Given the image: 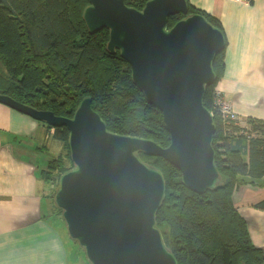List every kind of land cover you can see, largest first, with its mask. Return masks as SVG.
Masks as SVG:
<instances>
[{
    "label": "water",
    "instance_id": "95a60500",
    "mask_svg": "<svg viewBox=\"0 0 264 264\" xmlns=\"http://www.w3.org/2000/svg\"><path fill=\"white\" fill-rule=\"evenodd\" d=\"M187 13L185 0H148L141 10L123 0H88L82 14L89 33L108 30L107 50L119 51L133 84L160 110L169 134L166 147L107 130L89 97L67 118L0 93L1 103L67 128L73 167L56 181L52 199L89 264H177L155 224L163 177L139 153L172 164L193 192L219 186L213 114L202 100L215 81L211 65L224 37L204 16ZM175 14L186 16L168 28V17Z\"/></svg>",
    "mask_w": 264,
    "mask_h": 264
},
{
    "label": "trees",
    "instance_id": "16d2710c",
    "mask_svg": "<svg viewBox=\"0 0 264 264\" xmlns=\"http://www.w3.org/2000/svg\"><path fill=\"white\" fill-rule=\"evenodd\" d=\"M123 1L141 10L148 0ZM185 1L187 14L204 16L224 37L217 17ZM87 5L88 0H0V93L67 118L89 97L92 110L99 114L107 130L168 146L169 134L160 110L148 103L133 84L130 66L119 51L107 50L108 30L89 33L82 17ZM185 16H169L167 27ZM225 43L224 37V48L211 65L215 81L206 86L202 100L213 114L212 148L219 186L193 192L184 186L180 172L172 164L162 157L139 153L163 177L164 197L155 224L177 264H264V249L252 243L247 221L233 203L237 188L264 178V120L248 117L240 118V122L229 121L216 109L214 90L225 99L218 88L224 70ZM230 105L233 109L231 102ZM36 122L42 133L40 151L48 149L50 141L60 146L38 169L46 198L51 201L56 181L73 167L69 132L64 126ZM253 206L264 210V198ZM50 213L56 216L52 209Z\"/></svg>",
    "mask_w": 264,
    "mask_h": 264
},
{
    "label": "crops",
    "instance_id": "0c3cea01",
    "mask_svg": "<svg viewBox=\"0 0 264 264\" xmlns=\"http://www.w3.org/2000/svg\"><path fill=\"white\" fill-rule=\"evenodd\" d=\"M217 17L226 39L218 88L240 118L264 120V0H188ZM38 123L0 102V264H67L61 234L47 223ZM46 163V161H43ZM264 178L233 193L252 243L264 249Z\"/></svg>",
    "mask_w": 264,
    "mask_h": 264
},
{
    "label": "rangeland",
    "instance_id": "374dc122",
    "mask_svg": "<svg viewBox=\"0 0 264 264\" xmlns=\"http://www.w3.org/2000/svg\"><path fill=\"white\" fill-rule=\"evenodd\" d=\"M89 85V83H88ZM238 118L240 119L239 115ZM238 119V122H240V120ZM245 119V118H243ZM38 134H41V130H38ZM42 141V139H41ZM48 149H43V152L40 155V160L41 165L44 164L43 161H46L47 158L50 156V154H55L59 151L60 146L57 142L55 141H50L49 143V147H47ZM255 183V182H254ZM49 199V198H48ZM54 202L48 201L49 204V212H51V209L53 211V213L55 212L56 216L53 214H47V223L57 232H59L63 238V241L65 243L66 246V252H67V264H89L88 261L85 258V254L82 250L81 247H79V245L77 243H74L73 240H71L66 232V228H65V224L61 218V215H59L57 209L55 208V204H53Z\"/></svg>",
    "mask_w": 264,
    "mask_h": 264
},
{
    "label": "built area",
    "instance_id": "2783aa9c",
    "mask_svg": "<svg viewBox=\"0 0 264 264\" xmlns=\"http://www.w3.org/2000/svg\"><path fill=\"white\" fill-rule=\"evenodd\" d=\"M246 1V0H241ZM215 92V93H214ZM213 92V100L216 99V102H214L216 109L220 113L223 119L229 120V121H237L238 114L231 108L230 102L225 100L218 90H214Z\"/></svg>",
    "mask_w": 264,
    "mask_h": 264
}]
</instances>
